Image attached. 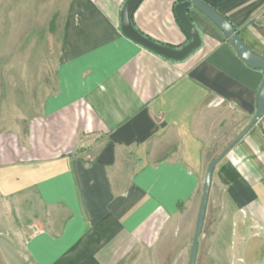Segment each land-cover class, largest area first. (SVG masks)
I'll list each match as a JSON object with an SVG mask.
<instances>
[{
    "label": "crops",
    "instance_id": "1",
    "mask_svg": "<svg viewBox=\"0 0 264 264\" xmlns=\"http://www.w3.org/2000/svg\"><path fill=\"white\" fill-rule=\"evenodd\" d=\"M53 1L54 59L23 102L36 114L0 131V264H128L198 218L209 161L253 120L264 72L195 9L201 45L171 62L124 36L128 0ZM203 1L264 58V0ZM178 4L143 0L135 28L182 49ZM209 215L239 240L264 230V120L215 167Z\"/></svg>",
    "mask_w": 264,
    "mask_h": 264
},
{
    "label": "rangeland",
    "instance_id": "2",
    "mask_svg": "<svg viewBox=\"0 0 264 264\" xmlns=\"http://www.w3.org/2000/svg\"><path fill=\"white\" fill-rule=\"evenodd\" d=\"M55 4L53 0H0V131L14 130L36 114L24 112L23 102L36 99L29 87L37 83L45 57L54 59L50 23ZM30 77L34 80L28 81ZM22 87L29 88V96ZM215 218L209 215L205 224L196 264H264L263 229H252L239 240L232 223L224 220L218 225ZM196 223L195 218L190 225H168L155 246L135 252L128 264H188Z\"/></svg>",
    "mask_w": 264,
    "mask_h": 264
},
{
    "label": "water",
    "instance_id": "3",
    "mask_svg": "<svg viewBox=\"0 0 264 264\" xmlns=\"http://www.w3.org/2000/svg\"><path fill=\"white\" fill-rule=\"evenodd\" d=\"M143 0H128L121 13V29L125 37L137 43L141 47L153 52L154 54L174 62L186 60L201 45V38L197 28L190 19V10L195 9L209 19L228 40L236 55L251 69L264 72V58L256 54L235 34L234 28L229 20L213 9L203 0H191L178 4L175 8L177 20L186 33L189 42L182 49L175 50L159 45L140 34L131 23V15ZM264 119V80L258 92L257 110L251 123L240 133L232 143L214 160L207 168L203 193L197 218L193 244L190 252L188 264H196L199 254V239L202 235L206 212L208 207L209 195L212 187L213 172L217 164L223 160L229 152L245 137V135Z\"/></svg>",
    "mask_w": 264,
    "mask_h": 264
},
{
    "label": "trees",
    "instance_id": "4",
    "mask_svg": "<svg viewBox=\"0 0 264 264\" xmlns=\"http://www.w3.org/2000/svg\"><path fill=\"white\" fill-rule=\"evenodd\" d=\"M187 1H191V0H180V3H182V2H187ZM205 2V1H204ZM208 4V3H207ZM209 5V4H208ZM211 6V5H210ZM212 7V6H211ZM213 9H215L214 7H212ZM215 10H217V9H215ZM219 12V11H218ZM134 13V12H133ZM133 13H132V15H131V23H132V25H133V27L135 28V26H134V23H133ZM220 13V12H219ZM221 14V13H220ZM222 15V14H221ZM224 16V15H223ZM227 18V17H226ZM230 22V21H229ZM231 23V22H230ZM232 25V24H231ZM233 26V25H232ZM233 28H234V31H235V34L239 37V34H238V32H237V30H236V28L233 26ZM136 29V28H135ZM137 30V29H136ZM138 31V30H137ZM198 31V30H197ZM139 32V31H138ZM140 34H142L141 32H139ZM198 33H199V31H198ZM144 37H146L147 39H150L151 41H153V42H155L154 40H152L151 38H149V37H147V36H145L144 34H142ZM199 35H200V33H199ZM201 38V37H200ZM227 42H228V40H227ZM155 43H157V42H155ZM158 44V43H157ZM159 45H161V44H159ZM162 46H165V45H162ZM165 47H167V48H171V49H174V48H172V47H168V46H165ZM176 50V49H175ZM165 59V58H164ZM167 60V59H166ZM168 61H170V60H168ZM171 62H174V61H171ZM262 86V85H261ZM264 120V119H263ZM262 120V121H263ZM232 143V142H231ZM230 143V144H231ZM229 144V145H230ZM227 145V144H226ZM226 145L224 146V148L223 149H221L220 150V154L229 146H227L226 147ZM226 147V148H225ZM220 154H217V156L215 157V158H217ZM215 158H213V159H211L210 161H209V164H210V162L212 161V160H214Z\"/></svg>",
    "mask_w": 264,
    "mask_h": 264
}]
</instances>
